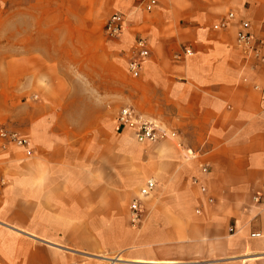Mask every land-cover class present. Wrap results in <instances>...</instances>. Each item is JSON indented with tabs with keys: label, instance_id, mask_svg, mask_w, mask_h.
Masks as SVG:
<instances>
[{
	"label": "crops",
	"instance_id": "1",
	"mask_svg": "<svg viewBox=\"0 0 264 264\" xmlns=\"http://www.w3.org/2000/svg\"><path fill=\"white\" fill-rule=\"evenodd\" d=\"M22 2L0 128L31 155L0 149V264H264V44L262 61L236 45L242 21L264 42V0ZM138 35L149 58L129 78ZM113 104L164 138L137 144Z\"/></svg>",
	"mask_w": 264,
	"mask_h": 264
},
{
	"label": "built area",
	"instance_id": "2",
	"mask_svg": "<svg viewBox=\"0 0 264 264\" xmlns=\"http://www.w3.org/2000/svg\"><path fill=\"white\" fill-rule=\"evenodd\" d=\"M157 0H146L143 9L147 12L151 11L156 5ZM229 19L233 16L229 15ZM225 24L214 26V29L225 28ZM126 29L124 16L121 14L112 15L104 25V33L110 38H118ZM264 42L259 41L256 46L252 43V36L249 33V24L247 22L240 23V31L237 34L236 45L243 51L244 54L262 61L260 48ZM132 55L127 63V71L132 78L139 76L140 68L149 58V46L145 37L138 35L131 48ZM116 121L119 125L129 128L134 131V137L137 143L143 144L146 142L155 143L162 138L164 134L159 132L156 126L149 122H144L136 116L130 108H123L118 113ZM0 140L2 144L0 149H6L8 145L23 149L27 156L31 155L29 149V140L18 136L16 133H10L0 128ZM155 187L153 180H148L146 185L139 191V197L130 204L131 224L137 227L141 223V198L150 196ZM252 237H260L259 234Z\"/></svg>",
	"mask_w": 264,
	"mask_h": 264
},
{
	"label": "rangeland",
	"instance_id": "3",
	"mask_svg": "<svg viewBox=\"0 0 264 264\" xmlns=\"http://www.w3.org/2000/svg\"><path fill=\"white\" fill-rule=\"evenodd\" d=\"M23 5L25 7H27V3L23 4L22 0H20V2H18V0H0V59L4 58L7 54V50L5 47L7 44V32H11L13 33V35L10 38V40L13 38V40H15V36H16V26H17V21H18V10L23 9ZM5 34V35H4ZM12 40V41H13ZM5 48V49H4ZM129 78H131V76L127 75ZM114 106V104L112 105ZM123 108H129V107H124V106H120L119 104H116L114 106V111H118L121 110ZM159 130V129H158ZM160 132V130H159ZM133 140L136 142V140L134 139V137H132ZM161 140L155 142V143H137L139 145L142 146H146V145H152V146H157L159 144Z\"/></svg>",
	"mask_w": 264,
	"mask_h": 264
}]
</instances>
